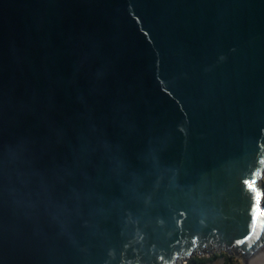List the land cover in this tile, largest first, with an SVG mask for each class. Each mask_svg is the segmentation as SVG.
<instances>
[{
  "label": "water",
  "instance_id": "water-1",
  "mask_svg": "<svg viewBox=\"0 0 264 264\" xmlns=\"http://www.w3.org/2000/svg\"><path fill=\"white\" fill-rule=\"evenodd\" d=\"M263 175L264 0H0V264H251Z\"/></svg>",
  "mask_w": 264,
  "mask_h": 264
},
{
  "label": "trees",
  "instance_id": "trees-1",
  "mask_svg": "<svg viewBox=\"0 0 264 264\" xmlns=\"http://www.w3.org/2000/svg\"><path fill=\"white\" fill-rule=\"evenodd\" d=\"M220 257L223 258V262L221 264H236L232 261V256L226 252H215L209 256H191L184 264H209Z\"/></svg>",
  "mask_w": 264,
  "mask_h": 264
},
{
  "label": "rangeland",
  "instance_id": "rangeland-1",
  "mask_svg": "<svg viewBox=\"0 0 264 264\" xmlns=\"http://www.w3.org/2000/svg\"><path fill=\"white\" fill-rule=\"evenodd\" d=\"M258 185L264 189V175L263 177L258 181ZM224 252V251H222ZM232 256V261H234L236 264H245L244 260L239 257L236 256L235 254H230ZM186 262V261H185ZM223 262V258H217L214 261L210 262L209 264H221Z\"/></svg>",
  "mask_w": 264,
  "mask_h": 264
},
{
  "label": "bare ground",
  "instance_id": "bare-ground-1",
  "mask_svg": "<svg viewBox=\"0 0 264 264\" xmlns=\"http://www.w3.org/2000/svg\"><path fill=\"white\" fill-rule=\"evenodd\" d=\"M251 264H264V251Z\"/></svg>",
  "mask_w": 264,
  "mask_h": 264
}]
</instances>
